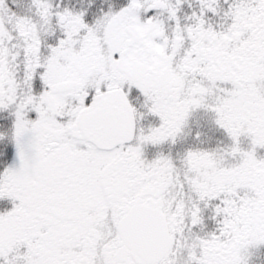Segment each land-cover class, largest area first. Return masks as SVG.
I'll return each instance as SVG.
<instances>
[{
    "label": "snow or ice",
    "instance_id": "snow-or-ice-1",
    "mask_svg": "<svg viewBox=\"0 0 264 264\" xmlns=\"http://www.w3.org/2000/svg\"><path fill=\"white\" fill-rule=\"evenodd\" d=\"M0 264H264V0H0Z\"/></svg>",
    "mask_w": 264,
    "mask_h": 264
}]
</instances>
